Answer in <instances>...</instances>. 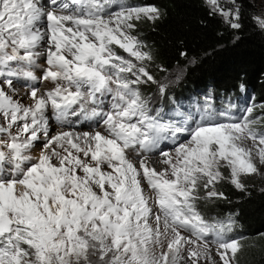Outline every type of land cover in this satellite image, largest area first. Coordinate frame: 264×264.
<instances>
[{
  "label": "snow or ice",
  "instance_id": "obj_1",
  "mask_svg": "<svg viewBox=\"0 0 264 264\" xmlns=\"http://www.w3.org/2000/svg\"><path fill=\"white\" fill-rule=\"evenodd\" d=\"M205 3L241 27L238 7ZM161 15L121 0H0V264H237L235 221H208L196 202L222 198V180L244 191L242 177L264 176V128L252 107L240 119L210 103L176 119L152 109L139 86L157 83L153 57L133 31ZM14 79L53 87H30L25 105L5 91ZM49 107L61 125L83 113L98 127L50 136Z\"/></svg>",
  "mask_w": 264,
  "mask_h": 264
},
{
  "label": "trees",
  "instance_id": "obj_2",
  "mask_svg": "<svg viewBox=\"0 0 264 264\" xmlns=\"http://www.w3.org/2000/svg\"><path fill=\"white\" fill-rule=\"evenodd\" d=\"M132 1L161 11L160 19L136 26L159 64L167 70H186L183 80L166 94L169 116L196 112L206 103L236 115L242 114L240 108L264 105V30L246 0H241L239 29L231 28L204 0ZM141 92L150 95L146 89ZM260 110L264 115V107ZM219 186L223 197L199 209L207 219L231 217L236 229L232 237L256 238L260 252L254 264H264V191L257 186L240 191L227 179Z\"/></svg>",
  "mask_w": 264,
  "mask_h": 264
},
{
  "label": "rangeland",
  "instance_id": "obj_3",
  "mask_svg": "<svg viewBox=\"0 0 264 264\" xmlns=\"http://www.w3.org/2000/svg\"><path fill=\"white\" fill-rule=\"evenodd\" d=\"M246 1L253 8L252 15H253L254 20H255L256 23H257V20H256L257 17L264 18V0H246ZM121 2L124 3L127 6H133V7L139 6V5L134 4V2L132 0H121ZM204 2H205V0H204ZM220 4L225 10H228V9L234 8V7H238L239 10H241V7H242L241 0H236V4L235 5L231 4L229 2V0H220ZM209 8H210V6H209ZM217 14L220 15L219 13H217ZM221 17L224 19V21L228 25H230L223 16H221ZM140 21H142L144 23H147V24L152 23L151 21H148L146 19H142ZM138 22H135L136 26H137ZM136 30H137V27H135V30L133 31V35L137 36L138 39L142 42V44L145 46L144 50L148 51V52H150L152 54L153 60L148 65V70L151 73V75L155 78V80L157 81L156 84H153L151 82H149L147 84H141L139 86L140 90L141 89H146V91H148V93L150 92V95H148L146 98L150 101V105H151V107H152V109L154 111L157 110V109H160V110H162V114H165V118L166 119H176L179 116H176V117L169 116L170 108H169V105L165 102V97H166V94L169 91H171L176 86H178V84L183 80V78L185 76V73H186V70L183 67H175V68H173L171 70H167V69L163 68L159 64V62L157 60V57H156V54L153 51V49L149 45L145 44L142 41V39H140V37L137 34ZM116 51H117V53L119 55L125 56V58H129V59L131 58V57H128V54L123 52L122 49L116 48ZM37 63H38V65H40V67H36L34 69V72L37 75V77H39L42 74V67L46 66L45 63H44V57H41L38 60ZM161 69H163V70H161ZM27 82L28 81H24L22 79L21 80L14 79L12 87L15 88L16 93L13 94L12 90L7 88V86H5V91H7L9 95H13L14 99L20 98L21 102L24 103L25 105H31L32 101L30 99H28L27 96H26V93H28L30 91V86L27 84ZM26 84L28 85V87H25ZM159 85H164L165 86V92H164L163 95L160 93ZM32 86H35V87L39 88L40 91L43 92L45 90L51 89L53 87V84L51 82H49V81H38L35 84L32 83ZM39 94L40 93H38V95ZM105 104H107V98H105ZM261 105L260 106L252 105L251 106L253 108L252 118H260V121H261L260 127L264 128V115L262 114V112L260 110V108H263V107H261ZM78 107L79 106H77V109H78ZM85 107L86 108H93V107H95V105L87 104ZM202 107L203 106H201V108ZM211 107H212V109L214 111L216 110L215 111L216 113L226 112V113H228L230 116H232L235 119H240L241 117H243L245 115V111L244 110L246 108H248V107H245L244 109L240 108V111H241L242 114L236 115L233 112L230 113L229 110L223 109L222 108L223 106H220L221 108H216V106L211 104ZM181 113H185V112H180V114ZM46 115H47L48 121H49V135L50 136L54 135V134H56V133H58L60 131H74V132H80V133H82V132H91V131L95 130L98 127L97 122H96L95 119H87V118H85L83 113H81L79 116L69 117L70 123H65V124H71L72 123L69 126H64L65 124L61 125L58 121H55L54 113H53V110L51 109V107H49L47 109ZM217 118L218 119H224V117H220V116H218ZM0 122H2V118H0ZM75 125H77V126H75ZM78 126H80V127H78ZM184 139H186L185 136H180L179 137L180 141H182ZM42 143H43V141H40V142H37L35 144V146H34V148L32 150V155L33 156H38L39 155L41 147H42ZM53 147H55V145H53ZM174 147H175V144L172 141L169 140V141H164L163 142L161 149H163L165 151H171ZM158 154H159V152L158 153H154L153 152V153H150L149 155H150L151 159H158L159 160V155ZM131 158L135 159L134 154L132 155ZM162 167H163V165H161V167H159V168H162ZM222 171L224 172L225 176L229 175V171L227 169H222ZM242 180H243V183L245 184L246 187L247 186H257V187L262 188V189L264 188V176L253 174L251 176L242 177ZM227 181H229V180H227ZM221 182L222 181H220L218 184H216V190L218 192H220L219 184ZM144 187H145V189L147 191V185L146 184L144 185ZM200 195L202 197H205V193H204L203 189L201 190ZM219 199H221V198H219V197H214V198H211V199L203 198V199H200V200H198L196 202L197 210L200 212V214L206 220H208V221H213V220L217 221V220H219V218L217 216L216 219H213V220L207 219L204 216L203 211H201L199 209V205L203 204V203L211 204L214 200L217 201ZM235 232H236V229H234L233 232L230 235L231 236L234 235ZM241 242L243 244V248L237 254V264H254L256 259H257L258 254L260 252L259 251L260 250L259 249V244L257 243V239L256 238H253V239L252 238H245ZM212 247H213V253H214L215 245H213ZM216 259L218 260L219 258L216 257Z\"/></svg>",
  "mask_w": 264,
  "mask_h": 264
},
{
  "label": "bare ground",
  "instance_id": "obj_4",
  "mask_svg": "<svg viewBox=\"0 0 264 264\" xmlns=\"http://www.w3.org/2000/svg\"><path fill=\"white\" fill-rule=\"evenodd\" d=\"M152 161L155 163L156 167H161V165L158 163V159H152Z\"/></svg>",
  "mask_w": 264,
  "mask_h": 264
}]
</instances>
